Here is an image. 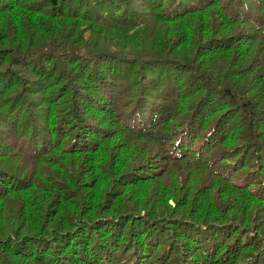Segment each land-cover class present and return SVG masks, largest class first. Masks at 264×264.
I'll use <instances>...</instances> for the list:
<instances>
[{"label":"trees","instance_id":"16d2710c","mask_svg":"<svg viewBox=\"0 0 264 264\" xmlns=\"http://www.w3.org/2000/svg\"><path fill=\"white\" fill-rule=\"evenodd\" d=\"M0 264H264V0H0Z\"/></svg>","mask_w":264,"mask_h":264},{"label":"bare ground","instance_id":"6f19581e","mask_svg":"<svg viewBox=\"0 0 264 264\" xmlns=\"http://www.w3.org/2000/svg\"><path fill=\"white\" fill-rule=\"evenodd\" d=\"M171 26V25H170ZM180 26H181V24H180ZM188 37V36H187ZM207 56V55H206Z\"/></svg>","mask_w":264,"mask_h":264}]
</instances>
